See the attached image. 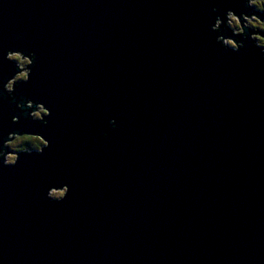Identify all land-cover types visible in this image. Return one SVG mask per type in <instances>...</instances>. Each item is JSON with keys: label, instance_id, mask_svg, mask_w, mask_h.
I'll return each mask as SVG.
<instances>
[{"label": "water", "instance_id": "1", "mask_svg": "<svg viewBox=\"0 0 264 264\" xmlns=\"http://www.w3.org/2000/svg\"><path fill=\"white\" fill-rule=\"evenodd\" d=\"M213 6L260 15L240 0H0V74L4 49L34 51L16 94L51 110L49 148L0 168V264H264V59L213 43ZM59 183L71 190L49 202Z\"/></svg>", "mask_w": 264, "mask_h": 264}, {"label": "clouds", "instance_id": "2", "mask_svg": "<svg viewBox=\"0 0 264 264\" xmlns=\"http://www.w3.org/2000/svg\"><path fill=\"white\" fill-rule=\"evenodd\" d=\"M245 8H254L257 15L249 11H234L226 8L222 14L213 6L211 11L214 19L209 24V31L214 33L213 43L224 51L244 52L248 46L259 50V56L264 59V0H240ZM14 39H24L22 33L17 32ZM3 60L13 62L7 69V75L0 74V104L10 105L7 112L0 111V119H7L12 124H18L21 119L31 121L32 125L27 130H2L0 129V168L14 167L21 155L31 157L42 155L49 148V140L41 129L48 126L51 110L46 102L34 99L31 95H17L16 86L27 82L33 73V64L37 60L34 51L22 48H7L3 50ZM89 94L95 95V88L88 89ZM18 113V115H17ZM94 119V117H92ZM106 127L118 129L115 118H109ZM108 133H101V139L106 140ZM25 164L31 163L26 159ZM68 184H53L47 189L46 197L49 202L64 200L70 191Z\"/></svg>", "mask_w": 264, "mask_h": 264}]
</instances>
